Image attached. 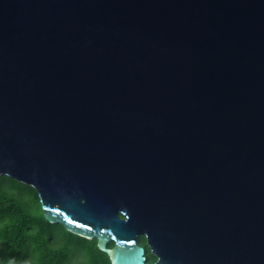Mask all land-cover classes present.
<instances>
[{
    "label": "water",
    "instance_id": "95a60500",
    "mask_svg": "<svg viewBox=\"0 0 264 264\" xmlns=\"http://www.w3.org/2000/svg\"><path fill=\"white\" fill-rule=\"evenodd\" d=\"M2 174L113 264H264V0H0Z\"/></svg>",
    "mask_w": 264,
    "mask_h": 264
},
{
    "label": "trees",
    "instance_id": "16d2710c",
    "mask_svg": "<svg viewBox=\"0 0 264 264\" xmlns=\"http://www.w3.org/2000/svg\"><path fill=\"white\" fill-rule=\"evenodd\" d=\"M51 225L43 215L38 192L33 186L6 174L0 175V240L3 243L0 264H66L72 250L92 256L98 253L93 251L94 247L104 253L96 244L91 246L87 239L65 233L60 235L61 244L57 238V250L50 253L45 238L55 229ZM96 260L103 262L105 259L99 257Z\"/></svg>",
    "mask_w": 264,
    "mask_h": 264
},
{
    "label": "flooded vegetation",
    "instance_id": "af4514ba",
    "mask_svg": "<svg viewBox=\"0 0 264 264\" xmlns=\"http://www.w3.org/2000/svg\"><path fill=\"white\" fill-rule=\"evenodd\" d=\"M49 223L52 224L51 225L52 227H54L53 226L54 223H51V222H49ZM56 224H59V223H56ZM48 234L49 235H47V237L45 238V239H47L45 241V244H47V245L50 246V248H51V252L50 253L54 254V251L57 250V245H58L57 238L58 237H57V235L55 233V229H54V231H51ZM76 235H78V234H76ZM79 237H83V238L87 239L88 241H90V243H91L90 245L93 246V247L95 246V244L98 246V241H97V239L95 237L90 238V237H85V236H82V235H79ZM136 242H137V244H139V245H141V246L144 247V253H145V258H146L145 264H153V263H155L157 261L158 257L156 255V253L152 250V248H151V246H150V244L148 242L147 236L145 234H143V233L138 234L137 237H136ZM113 245H114V240L112 239V240H110L108 242V247H113ZM1 247H3V243L0 240V248ZM98 248H99V246H98ZM93 251H96L95 253H97V252L98 253L97 254H93L92 256H86V255L83 254V258L82 257H75L76 260L72 258L73 261H71L69 263V262H67L68 259L70 257H72V256L73 257L75 256V252L74 251H71V253L69 254V257H67L65 263L66 264H71V263L78 264L80 262H83L85 264H113L112 261H111L110 256L104 250H103L104 251L103 254H101L98 251V249L95 248V247L93 248ZM99 257H103L105 260L103 262H98L96 259L99 258Z\"/></svg>",
    "mask_w": 264,
    "mask_h": 264
},
{
    "label": "rangeland",
    "instance_id": "374dc122",
    "mask_svg": "<svg viewBox=\"0 0 264 264\" xmlns=\"http://www.w3.org/2000/svg\"><path fill=\"white\" fill-rule=\"evenodd\" d=\"M54 226V228H55V233H56V235H57V237H58V241H59V244H61V242H62V238H61V233H65V234H67V235H69V236H72V237H75L76 235L74 234V233H71V232H69V231H66V230H64L63 229V227L60 225V224H54L53 225ZM73 251V250H72ZM75 257H82L83 258V253L81 252V253H79V252H75V256L73 257H70L69 259H68V261L67 262H71V261H73V259H75ZM73 258V259H72ZM72 259V260H71ZM70 260V261H69ZM76 260V259H75ZM78 261V260H77ZM83 261V260H82ZM71 264H73V263H71Z\"/></svg>",
    "mask_w": 264,
    "mask_h": 264
},
{
    "label": "snow or ice",
    "instance_id": "6c2138e0",
    "mask_svg": "<svg viewBox=\"0 0 264 264\" xmlns=\"http://www.w3.org/2000/svg\"><path fill=\"white\" fill-rule=\"evenodd\" d=\"M69 223H71V221H69Z\"/></svg>",
    "mask_w": 264,
    "mask_h": 264
}]
</instances>
